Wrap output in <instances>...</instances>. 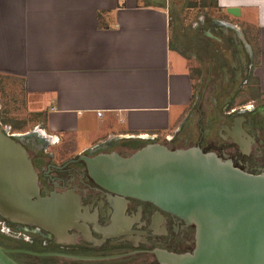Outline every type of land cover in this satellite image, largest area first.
<instances>
[{"label": "crops", "instance_id": "obj_1", "mask_svg": "<svg viewBox=\"0 0 264 264\" xmlns=\"http://www.w3.org/2000/svg\"><path fill=\"white\" fill-rule=\"evenodd\" d=\"M196 2L0 0V78L20 84L41 136H72L78 152L124 139L196 145L207 135L194 102L206 73L251 61L242 90L254 98L241 91L235 107L264 100V0ZM190 7L210 10V33L187 32ZM247 134L231 135L253 155Z\"/></svg>", "mask_w": 264, "mask_h": 264}, {"label": "flooded vegetation", "instance_id": "obj_2", "mask_svg": "<svg viewBox=\"0 0 264 264\" xmlns=\"http://www.w3.org/2000/svg\"><path fill=\"white\" fill-rule=\"evenodd\" d=\"M252 71V62L244 61L239 67L222 69L213 80L206 73L196 103L207 135H202L196 145L231 160L247 173L259 174L264 173V100L238 107L234 102L249 84ZM243 128L248 130V140L254 139L253 155L234 144L231 134ZM0 130L11 135L6 127L0 126ZM45 139L44 145L28 138L17 143L36 173L39 196L61 199L65 212L44 227L0 214V246L18 264H158L155 250L184 253L193 248V225L149 202L109 193L87 174L86 155L110 151L131 154L143 141H109L57 161L47 146H58L60 140Z\"/></svg>", "mask_w": 264, "mask_h": 264}, {"label": "water", "instance_id": "obj_3", "mask_svg": "<svg viewBox=\"0 0 264 264\" xmlns=\"http://www.w3.org/2000/svg\"><path fill=\"white\" fill-rule=\"evenodd\" d=\"M27 136L0 130V214L44 227L65 211L61 199L39 196L36 173L17 143ZM140 141L131 154L100 152L83 160L101 189L149 202L194 226L193 248L155 250L158 264H264V173H247L198 145ZM8 253L0 246V264H18Z\"/></svg>", "mask_w": 264, "mask_h": 264}, {"label": "rangeland", "instance_id": "obj_4", "mask_svg": "<svg viewBox=\"0 0 264 264\" xmlns=\"http://www.w3.org/2000/svg\"><path fill=\"white\" fill-rule=\"evenodd\" d=\"M187 1L192 2L191 4L195 6L199 4L196 0ZM188 10L191 11V15L184 17V19H188L185 21L188 25L187 32L192 33L198 31L202 36L203 32L210 33V31H208V29H211L212 22L210 18V10L208 9L204 12V9H199L198 7H190ZM200 13H204V20L200 18ZM200 83H198V86L195 88L194 102L196 101L195 99ZM22 91L20 84L0 78V126L4 128L6 127L9 134H28L26 138L34 140L36 143L40 141V143L44 145V143H46L45 138H49V136L46 135L45 138L39 136L42 135V132L38 128H43L38 126V117L27 113L26 100ZM255 91L254 87H247L245 90H242V94L239 95V97H241V99L245 98L244 100L246 102L251 98L247 96L253 97ZM58 139L60 140L58 146H47V151L55 155V160L62 161L78 152L75 148L74 137L63 135L58 137ZM37 140L39 141L37 142ZM84 144L86 143H82L81 145L83 146ZM44 159L47 160L48 156L44 155Z\"/></svg>", "mask_w": 264, "mask_h": 264}, {"label": "built area", "instance_id": "obj_5", "mask_svg": "<svg viewBox=\"0 0 264 264\" xmlns=\"http://www.w3.org/2000/svg\"><path fill=\"white\" fill-rule=\"evenodd\" d=\"M151 140H154L155 141L156 139H151ZM1 230L4 231V229H1Z\"/></svg>", "mask_w": 264, "mask_h": 264}]
</instances>
